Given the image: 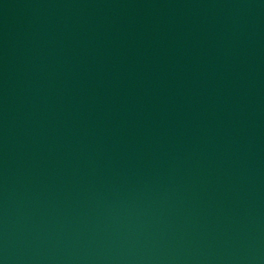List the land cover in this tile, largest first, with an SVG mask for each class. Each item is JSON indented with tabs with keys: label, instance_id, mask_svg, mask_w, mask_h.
I'll return each mask as SVG.
<instances>
[{
	"label": "water",
	"instance_id": "obj_1",
	"mask_svg": "<svg viewBox=\"0 0 264 264\" xmlns=\"http://www.w3.org/2000/svg\"><path fill=\"white\" fill-rule=\"evenodd\" d=\"M0 264H264V0H0Z\"/></svg>",
	"mask_w": 264,
	"mask_h": 264
}]
</instances>
